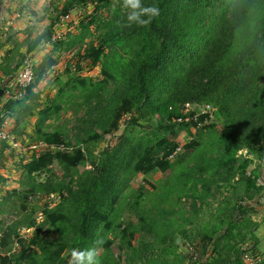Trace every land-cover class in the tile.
Instances as JSON below:
<instances>
[{
	"label": "trees",
	"instance_id": "obj_1",
	"mask_svg": "<svg viewBox=\"0 0 264 264\" xmlns=\"http://www.w3.org/2000/svg\"><path fill=\"white\" fill-rule=\"evenodd\" d=\"M86 3L93 4L94 13L81 25L80 34L71 36L66 44H57L74 49L96 30L97 39L89 41L79 57L88 60L91 67L99 66L102 77L93 81L90 77L72 76L43 105L40 92L34 89L57 63V59L46 55L33 67L35 79L25 87L22 97L7 99L4 104V110L14 116L12 131L19 133L25 119L36 116V139L49 145L33 152L22 164L30 189L16 191L17 195L30 199L33 191H52L60 199L43 209L41 222L27 240L28 246L20 243L21 252H0V264H64L65 248L73 245L83 250L86 244L93 247L95 242L90 237L98 228L104 235L119 231L118 247L132 250L136 229L129 224L128 229L122 227L119 209L125 178L138 174L159 175L154 180L158 185L153 182L161 189L157 204L178 202L180 197L174 195L186 192L190 181L197 184L196 177H203L209 187L215 176L231 179L238 175L237 181L246 185L247 192L260 190L256 168L249 172L247 167L255 160L264 172V0H143L144 5L160 10V15L144 27H120L118 21L127 23L122 0H65L61 14ZM103 11L107 16L101 15ZM79 98L92 110L83 120L81 137L72 145L63 140L61 131L45 130L44 123L53 114L61 113L69 101ZM186 103L211 105L216 120L207 121V113L179 114V105ZM152 112L166 115L168 123L157 125L150 136L135 134L132 127L137 126L136 121L144 116L150 118ZM175 123L187 132L190 127L199 129L200 138L184 146L189 149L192 165L169 180L168 172L174 166L169 158L177 144L167 135L173 134ZM121 125L130 131L116 134ZM112 135L114 143L101 151L92 168L64 182L74 168L93 156L90 148ZM245 150L251 154L246 155ZM239 151L243 152L238 154ZM2 158L0 149V168L4 166ZM54 162L63 170V179L53 183L49 177V183L38 182ZM5 200L1 199L0 207ZM246 209L243 204L233 205L235 217L226 222L223 233L212 242L217 254L208 264H246L235 241L242 239L241 231L249 222L241 219ZM159 222L151 221V226ZM10 235L8 226L2 246ZM34 245L40 252H33ZM111 245L108 240L103 244L100 264H117ZM253 264H264V256Z\"/></svg>",
	"mask_w": 264,
	"mask_h": 264
},
{
	"label": "rangeland",
	"instance_id": "obj_2",
	"mask_svg": "<svg viewBox=\"0 0 264 264\" xmlns=\"http://www.w3.org/2000/svg\"><path fill=\"white\" fill-rule=\"evenodd\" d=\"M34 4L35 0H0V112L3 114V122L0 124V149L4 158L1 159L4 166L0 168V177L3 179L0 181V202L2 198H6L0 207L1 253L21 252L20 243L22 246H28L27 240L33 236L35 227L41 222L43 209L52 207L60 199L59 194L52 191H33L34 197L30 199H25L16 193L30 189L27 176L25 177L24 172L21 171L22 164L33 152L43 151L49 148V145L36 139L34 125L36 116L25 119L19 127V133L12 131L14 116L4 110V104L7 99L22 97L25 90V87L17 86L14 78L22 70L25 62L31 64L32 78L35 79L33 67L44 56L57 59L56 65L48 70L34 89L35 92H40V100L46 105L48 98L72 76L90 77L93 81L102 77L99 66L91 67L89 61L81 57L89 41L95 42L97 39V31L93 27L91 29L94 30L93 35L86 37L82 44L75 46L74 49L66 48L64 44H57L59 42L66 44L71 36L80 34L81 25L86 24L94 13L93 4L75 5L65 14H61L65 0H48L43 14L33 11ZM101 15L107 16L105 11ZM77 65L80 66L79 70ZM81 101V98L73 100L72 103L69 101L61 113L53 114L46 120L44 129L61 131L63 140L75 145L76 138L81 137V128L85 127L83 120L92 110ZM171 107H168L169 112L172 110ZM178 112L186 116L191 113L194 116L207 113L209 114L207 121L216 120L215 108L205 103L179 105ZM127 117L129 115L121 122L127 120ZM136 122L137 126L132 127L135 134L149 136L152 130L157 129V125L168 123L166 115L162 116L157 112L151 114L148 119L144 116ZM217 124L222 128L220 120ZM173 127V134L169 133L167 138L175 142L177 148L169 158L174 165L173 171L168 172L169 180L182 174L186 166L192 165L190 154L188 155L189 149L184 146L190 140L200 138L199 129L195 127H190L189 133L185 129H180L177 123ZM124 129L121 125L116 134L130 131L129 128ZM210 134L211 130L205 136L208 138ZM114 141L112 135L96 143L94 148H90L93 156L74 168L71 177H65L64 182H70L92 168L101 151L107 149ZM80 146L84 145L80 144ZM241 152L243 151H239L238 154ZM254 168L257 170V179L264 180L263 168L257 161L252 160L247 170L250 172ZM49 177L53 183L63 179V170L56 162L51 165L49 172L38 177V182H47ZM238 177L235 175L231 179L228 177L222 179L224 175L215 176L209 187L208 181H203V177H196L194 180H197V184L190 181L186 192L174 195L180 197L178 202L163 204L155 202L157 194L161 191L156 187L158 182H155L159 179L158 174L149 176L138 174L133 178H125L126 186L123 191L124 197L120 200L122 207L119 209V223L124 228L128 229L129 224L130 228L136 229L133 249L118 247L121 244L119 231L104 235L105 232L98 228L90 239L95 242L102 237L103 244L107 240L111 241V247L117 255L115 257L117 264H208L210 258L217 254V251L213 252L212 242L223 233L226 222L235 217V211H231L233 205L243 204L247 209L241 219L245 218L249 222H246L244 225L246 228L241 231L242 239L236 238L235 241L238 248L243 251V255L251 258L252 264L259 262L264 256V191L259 187L260 190H255L253 193L247 192L246 185L242 181H237ZM162 181L163 179L160 181L161 185ZM252 215H254L253 221ZM158 219L160 220L158 225L151 226L153 224L151 221L158 222ZM220 223L221 227L218 228ZM8 226L11 227V235L5 246H2L1 241ZM103 244L95 243L93 247H96L100 253ZM89 247L86 244L85 249ZM73 248L78 247L69 245L63 251L64 264H67L68 254ZM50 249L54 251V246ZM32 250L40 252L37 245H34Z\"/></svg>",
	"mask_w": 264,
	"mask_h": 264
},
{
	"label": "clouds",
	"instance_id": "obj_3",
	"mask_svg": "<svg viewBox=\"0 0 264 264\" xmlns=\"http://www.w3.org/2000/svg\"><path fill=\"white\" fill-rule=\"evenodd\" d=\"M48 3V0H35L33 11L38 14H43V9ZM123 10H126L127 23L118 24L120 27H131L133 24L137 26H148L152 19L160 15V10L154 5H144L143 0H122L121 5ZM97 245L103 244V240L95 241ZM99 252L96 247L87 249L73 248L70 250L67 258V264H100L98 259Z\"/></svg>",
	"mask_w": 264,
	"mask_h": 264
},
{
	"label": "built area",
	"instance_id": "obj_4",
	"mask_svg": "<svg viewBox=\"0 0 264 264\" xmlns=\"http://www.w3.org/2000/svg\"><path fill=\"white\" fill-rule=\"evenodd\" d=\"M33 72H32V66L29 62H25L24 67L22 70L17 74L15 79V83L19 87H26L30 82H32ZM256 185L258 187H261V189L264 191V180H256ZM245 259L246 264H252L251 258L244 255L243 257Z\"/></svg>",
	"mask_w": 264,
	"mask_h": 264
},
{
	"label": "water",
	"instance_id": "obj_5",
	"mask_svg": "<svg viewBox=\"0 0 264 264\" xmlns=\"http://www.w3.org/2000/svg\"><path fill=\"white\" fill-rule=\"evenodd\" d=\"M246 155H250L251 153L248 150H245Z\"/></svg>",
	"mask_w": 264,
	"mask_h": 264
},
{
	"label": "crops",
	"instance_id": "obj_6",
	"mask_svg": "<svg viewBox=\"0 0 264 264\" xmlns=\"http://www.w3.org/2000/svg\"><path fill=\"white\" fill-rule=\"evenodd\" d=\"M257 207H258V206H257ZM253 216H254V215L251 216V220H252V221L254 220V217H253Z\"/></svg>",
	"mask_w": 264,
	"mask_h": 264
}]
</instances>
